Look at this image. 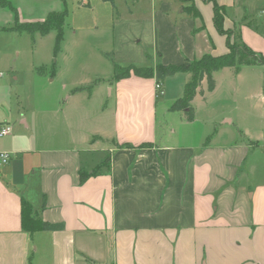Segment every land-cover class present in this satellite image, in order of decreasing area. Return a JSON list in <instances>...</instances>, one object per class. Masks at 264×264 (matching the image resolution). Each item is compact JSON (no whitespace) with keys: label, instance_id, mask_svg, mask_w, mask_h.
<instances>
[{"label":"crops","instance_id":"obj_1","mask_svg":"<svg viewBox=\"0 0 264 264\" xmlns=\"http://www.w3.org/2000/svg\"><path fill=\"white\" fill-rule=\"evenodd\" d=\"M134 1L137 9L141 0ZM213 1L226 8L225 28L236 26L243 43L264 57V0H177L175 9L160 6L168 24L164 65L228 52L214 25ZM76 6L93 17L72 26L74 35L93 29L115 34L124 16L139 15L124 0H0V128L12 127L0 137V154L10 155L6 164L0 159V264H264L261 135H239L238 141L235 123L226 117L205 144L185 134L171 144L176 130L159 135L155 78L114 81V74L100 77L91 93L68 95L65 103L79 111L82 129L72 135V124L65 123L68 132L60 134L59 105L43 108L42 100L52 99L48 89L61 67L44 86V60L36 49L56 31L43 36L14 28L66 9L75 15ZM28 35L36 47L20 61ZM178 40L184 54L171 48ZM65 52L64 41L58 57ZM46 61L57 63L53 50ZM66 87L61 84L62 91ZM104 90L106 108L94 116L87 103ZM201 97L206 101V93ZM182 120L183 128H194L196 113L193 122ZM96 153L104 159L93 162ZM107 156L110 168L82 183L80 173L92 174ZM22 198L45 222L64 223V230L24 231Z\"/></svg>","mask_w":264,"mask_h":264},{"label":"rangeland","instance_id":"obj_2","mask_svg":"<svg viewBox=\"0 0 264 264\" xmlns=\"http://www.w3.org/2000/svg\"><path fill=\"white\" fill-rule=\"evenodd\" d=\"M124 1H126L128 9L134 10L139 15L136 19H130L131 17L127 15L124 16L123 20L119 21L122 23L115 34L113 31L106 32L93 29L80 31L74 35V30L71 27H83L92 19L93 15L76 6L80 10H77L75 15L72 14L71 16L72 9H70V15L64 27L63 43L65 41L66 52L64 55L57 57V64L61 67V73L55 84L50 86V90L48 89L52 99L42 100L43 108L55 104L59 105V132L62 136H65L68 132L65 123L72 124L69 130L72 135H78L80 129H82L80 127L79 111L73 110L71 107L73 103H70V105L65 103L72 90L79 86L89 85L97 78L110 79L113 76V62L106 58L104 53L111 54L114 62L120 66L135 64L137 66L155 67L164 63L162 47L165 43L163 44V33H165L164 30L168 24L160 17L162 13V9L160 12V6L166 8L167 5H171L172 9H175L177 0H153V8L151 5L152 0H141L137 9L136 5L134 7V0ZM181 10L182 8H177L176 12L179 13ZM105 12L101 11L100 22L102 23L104 22L102 16ZM140 13H144V16H141ZM153 13L155 14L154 25H152ZM185 18L188 19V17ZM136 29H140L143 35H137L138 31ZM166 34L168 38V33ZM55 36V32L44 36L36 47L31 40V36L28 35L27 37H30L29 42L21 45L22 55L20 61H24L25 55L32 56L35 47L37 51H40L41 59L44 60L41 64L44 86L47 85V81L52 76V66L49 64L53 65V62H47L46 60L52 55ZM176 47L179 51H183L181 40L175 43L173 41L171 48L175 49ZM182 54L184 53L182 52ZM18 70L22 69L18 67ZM4 75L6 77L5 70ZM187 80L188 76L184 73H178L163 80L164 95L159 92L157 98L159 135L169 132V129L176 130L175 141L171 144L184 141V134L191 136L188 139L190 142H197L203 138L202 142L205 144L215 135V126L227 117L235 123L237 132L234 133L238 135V141H242L243 138L246 139L248 136L261 135L264 138V64L258 62L243 65L239 73H235V70L231 68L215 72L216 89L214 92H206V101L199 95L193 101L192 105L197 118L194 128H183L185 125L182 118L186 115V111L172 110L176 101L183 96ZM62 83L67 86L63 91L61 89ZM206 88L207 84L205 83L204 89L206 90ZM108 96L105 90L99 94L97 92L95 98L87 103L88 111L94 116L101 115V112L106 108L105 101ZM54 97H56V100ZM67 116L71 117L69 121L66 120ZM245 134L248 136H245ZM239 135L245 137L242 138ZM176 137H178L177 141ZM262 143L264 144V139ZM103 159V153H96L92 156L93 162H100ZM261 160L262 162H259L258 166H261L259 170L264 173V157Z\"/></svg>","mask_w":264,"mask_h":264},{"label":"trees","instance_id":"obj_3","mask_svg":"<svg viewBox=\"0 0 264 264\" xmlns=\"http://www.w3.org/2000/svg\"><path fill=\"white\" fill-rule=\"evenodd\" d=\"M7 6V3H6ZM14 12V11H13ZM213 21L216 30L226 37V45L228 52L222 55L206 54L200 59L188 60L181 65H164L158 64L152 66H137L129 64L120 66L114 62L112 55L104 53V56L113 62L114 67V81H119L131 77L132 75L142 78H155L156 83H163V80L169 76H174L178 73L187 74L188 80L185 84L183 96L176 101L172 110L186 111L185 119L188 122H193L195 118V111L192 106L194 98L199 94L204 96L206 92L211 93L216 89V82L214 80V73L225 68H231L238 73L243 65L256 64L258 62L264 64V57L260 53L251 50L241 39L237 27L227 30L225 28L226 8L213 1ZM69 16V11L66 9L63 12L51 13L43 22L27 23L17 25L14 30L30 33H40L47 35L52 31H56V39L53 49V57L56 59L61 52L62 43L64 40V27ZM52 72H57V63L54 61ZM101 82L97 78L91 84L79 86L73 89V93L87 91L89 93ZM207 84L206 90L203 89V83ZM147 144L142 145L146 146ZM126 146V145H123ZM104 168H110V157L106 159L93 170L92 174L86 172L80 173V179L83 183L90 176H96ZM21 221L22 228L29 234L36 232H55L62 231L65 228L64 223H49L42 220L38 213L35 212L32 205L22 198L21 206Z\"/></svg>","mask_w":264,"mask_h":264},{"label":"built area","instance_id":"obj_4","mask_svg":"<svg viewBox=\"0 0 264 264\" xmlns=\"http://www.w3.org/2000/svg\"><path fill=\"white\" fill-rule=\"evenodd\" d=\"M1 76H2V73H0V77ZM156 91L158 94H160V93L164 94L162 83H156ZM11 132H12V127L10 125H4L0 128V137H4L6 135H9ZM0 159H1L2 163L6 164L10 160V155L7 153H1Z\"/></svg>","mask_w":264,"mask_h":264}]
</instances>
